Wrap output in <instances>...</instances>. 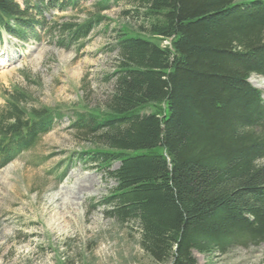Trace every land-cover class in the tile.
Wrapping results in <instances>:
<instances>
[{"label":"trees","instance_id":"16d2710c","mask_svg":"<svg viewBox=\"0 0 264 264\" xmlns=\"http://www.w3.org/2000/svg\"><path fill=\"white\" fill-rule=\"evenodd\" d=\"M21 1L0 0V33L20 41L39 40V25L58 48L83 47L121 3L139 25L116 31L101 103L48 107L19 86L4 93L0 169L67 118L90 140L79 160L115 182L99 202L105 216L136 224L155 263L264 242V99L248 82L264 78V0H96L82 19L52 24L45 13L82 0Z\"/></svg>","mask_w":264,"mask_h":264},{"label":"rangeland","instance_id":"374dc122","mask_svg":"<svg viewBox=\"0 0 264 264\" xmlns=\"http://www.w3.org/2000/svg\"><path fill=\"white\" fill-rule=\"evenodd\" d=\"M94 1H82L76 12L45 13V22L82 19ZM131 7L121 3L103 12L109 22L80 48L60 49L49 36L24 44L2 33L0 61L6 60V66L0 67V107L13 86L48 107L76 108L84 99L91 107L101 103L112 89L103 78L116 59L111 50L116 31L139 25L122 15ZM249 82L264 99V78L252 76ZM68 125L67 118L58 122L33 150L0 169V264H157L141 250L136 224L121 225L105 216L99 202L115 182L78 159L90 140H79ZM68 157L72 162L66 170ZM193 255L198 264H264V242L232 247L225 254Z\"/></svg>","mask_w":264,"mask_h":264},{"label":"bare ground","instance_id":"6f19581e","mask_svg":"<svg viewBox=\"0 0 264 264\" xmlns=\"http://www.w3.org/2000/svg\"><path fill=\"white\" fill-rule=\"evenodd\" d=\"M5 61H6V60H5ZM5 61H2V60L0 61V67H1V66H6Z\"/></svg>","mask_w":264,"mask_h":264}]
</instances>
